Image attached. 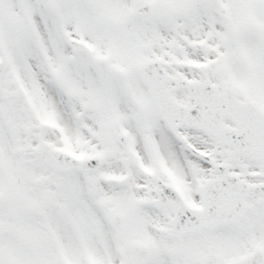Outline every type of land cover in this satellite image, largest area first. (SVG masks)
I'll return each mask as SVG.
<instances>
[{
  "label": "snow or ice",
  "instance_id": "obj_1",
  "mask_svg": "<svg viewBox=\"0 0 264 264\" xmlns=\"http://www.w3.org/2000/svg\"><path fill=\"white\" fill-rule=\"evenodd\" d=\"M0 264H264V0H0Z\"/></svg>",
  "mask_w": 264,
  "mask_h": 264
}]
</instances>
